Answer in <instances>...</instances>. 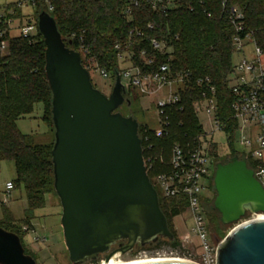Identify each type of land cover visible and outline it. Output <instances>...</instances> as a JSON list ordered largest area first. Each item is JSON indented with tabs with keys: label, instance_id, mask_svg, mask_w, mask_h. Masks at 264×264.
I'll return each instance as SVG.
<instances>
[{
	"label": "water",
	"instance_id": "1",
	"mask_svg": "<svg viewBox=\"0 0 264 264\" xmlns=\"http://www.w3.org/2000/svg\"><path fill=\"white\" fill-rule=\"evenodd\" d=\"M45 45L44 74L51 92L53 188L61 205L60 223L72 264L173 240L142 155L139 123L118 111L125 89L116 73L109 95L94 87L80 54L67 46L47 11L37 16ZM213 208L222 225L247 214L218 243L216 264H264V189L246 159L217 162ZM215 242L218 238L212 236ZM118 248L111 250L114 245ZM0 264H37L24 252L18 234L0 226ZM121 264H197L186 259Z\"/></svg>",
	"mask_w": 264,
	"mask_h": 264
},
{
	"label": "trees",
	"instance_id": "2",
	"mask_svg": "<svg viewBox=\"0 0 264 264\" xmlns=\"http://www.w3.org/2000/svg\"><path fill=\"white\" fill-rule=\"evenodd\" d=\"M34 1L36 19L40 11H47L54 18L67 46L76 51H80L81 46L87 48V54L81 53V63L84 67L97 63L105 67L114 78L118 72L114 44L125 43L130 29L134 27L146 29V25L151 23L153 29L145 30L147 38L134 39L132 43L134 63L141 65L142 61L138 54L142 48L146 50L147 56L153 54L149 45L150 38L164 39L173 49L171 64L173 68L190 72L191 83L181 90L179 103L165 109L168 123L161 136H156L154 129L138 122L143 158L145 159L146 151L153 153L161 151L166 156L161 168L156 161L147 168L151 182L155 175L169 169L174 144H178L184 150L192 149L196 145V137L203 133L201 123L193 109V102L202 96L201 89L194 85L197 78H209V83L215 89L216 115L228 133L229 143L235 142L234 122L230 119V103L233 96L225 84L226 75L233 66L231 42L233 28L226 9L230 6L242 9L245 32L251 33L255 44L264 54V0H226L224 7L222 0H176L177 4L166 15L153 11L145 1L140 0L139 4L133 7L130 20L124 14L128 0ZM46 1L52 6L51 10H48ZM188 3L193 6L192 10L187 6ZM44 53L43 38L37 31L35 35L29 37L20 35L12 37L9 51L0 56V161L13 163L15 176L12 182L14 188L21 186L24 188L26 208L22 220L29 225L35 210L44 207L45 195L50 192L53 185L51 149L54 139L49 143H34L31 141V135L20 131L16 121L31 114L35 104L41 103L42 121L47 127L50 122L53 128L50 112L51 92L44 74ZM155 55V64L145 67L144 70L153 69L158 63L166 60L165 55ZM127 98L132 103V99ZM164 151L167 153L164 154ZM233 155L245 158L244 154L235 151L229 158ZM246 162L252 169L253 163L248 158ZM211 188L214 191L213 182ZM155 189L159 206L174 239L159 238L153 245L139 248L180 247L182 242L174 228L173 218L183 212L185 205L183 201L163 197L156 187ZM0 206H3L1 201ZM210 211L215 213L219 226L224 227L219 222L213 202L210 203ZM249 216L247 214L244 218ZM0 226L18 234L21 240L22 226L13 223L4 208ZM9 226H13V229L8 228ZM208 234L213 243L221 240L220 236L210 229ZM213 235L218 238V242L214 241ZM24 252L29 254L26 249Z\"/></svg>",
	"mask_w": 264,
	"mask_h": 264
},
{
	"label": "built area",
	"instance_id": "3",
	"mask_svg": "<svg viewBox=\"0 0 264 264\" xmlns=\"http://www.w3.org/2000/svg\"><path fill=\"white\" fill-rule=\"evenodd\" d=\"M139 1L128 0L126 3L124 14L128 20L131 19L133 7H136ZM143 1L153 11H159L165 15L177 4L176 0ZM34 3V0H0V56L9 51V42L12 37L16 35L29 37L37 33V19L34 11L32 13L23 11L25 5L30 4L34 7ZM46 3L48 10H51L52 6L48 1ZM221 3L224 7L226 0H222ZM187 6L190 10L193 9L190 3ZM226 12L233 28L231 37L233 54L239 56L225 78L226 88L233 96L230 103V119L234 122L233 133L234 136L238 135L236 142L244 148V152L241 154H244L245 159L248 158L253 163L251 170L264 189V54L255 44L251 33L245 32L242 9L238 6H230ZM146 29H153V25L148 23ZM146 29L134 27L128 31L125 43L116 42L114 44L118 63L117 74L124 86L126 98L137 97L139 93L137 94L136 90L141 94L155 95L154 104L160 126L154 131L156 136H161L168 123L165 109L179 103L181 90L189 86L191 78L190 72L173 68L171 65L173 49L171 44L164 39L150 38L149 45L153 54L147 56L146 50L142 48L138 54L142 61L141 65L134 63L135 53L132 50V43L134 39L147 38ZM80 40L82 41V38ZM249 46L250 49H248ZM77 52L81 59V53L87 54L88 50L81 46L80 51ZM155 54L165 55L166 60L158 63L153 69L144 70L145 67L155 64ZM85 68L89 74L93 72L105 79L110 77L115 82L116 74L113 78L105 67H101L97 63L88 64ZM194 85L201 89L202 96L193 102V109L196 115L199 111L206 114L209 129L204 130L202 127L203 133L196 137V145L192 149L184 150L178 144H174L171 149L169 169L155 175L151 183L154 188L155 184L158 185L159 190H157L163 197L183 201L185 207L179 216L184 221L192 220V232L198 239L201 253V261L193 262L216 264V249L222 239L218 243L209 240L208 229L199 212V206L202 198L201 192L207 189L204 180L211 178V166L213 165L214 169L216 166V163L215 165L213 163L216 144L207 139V136L217 130H225L216 115L215 89L209 83V78H197L194 80ZM13 189L12 180H7L4 184V198L1 200L3 204L8 202V195ZM21 230L28 232L34 229L24 225ZM34 240L42 242L45 241V237H35ZM162 255L167 257L166 253ZM175 258L190 260L183 257Z\"/></svg>",
	"mask_w": 264,
	"mask_h": 264
},
{
	"label": "rangeland",
	"instance_id": "4",
	"mask_svg": "<svg viewBox=\"0 0 264 264\" xmlns=\"http://www.w3.org/2000/svg\"><path fill=\"white\" fill-rule=\"evenodd\" d=\"M35 8L27 4L23 7V11L26 13H32ZM250 49V46L248 47ZM239 56L232 54V63L237 62ZM90 78L94 87L99 89L105 95H109L112 86L114 84L113 80L109 78H101L96 73L90 72ZM123 82L126 84V81L123 79ZM138 94L137 97L132 96V103L130 106L124 102L119 106L118 111L124 115L132 114L140 124L147 125L150 129H158L159 117L157 115L156 106L154 104L156 97L155 95H146L141 94L136 90ZM42 104H35L31 114L20 117L17 119L16 124L20 131L24 134L31 135V141L34 143H49L54 139L53 128L48 122V132H46L45 123L42 121ZM48 116V115H47ZM198 119L202 124L204 130L209 129L207 116L203 111L197 113ZM49 118V116H48ZM50 120V119H49ZM238 135L234 136L235 142L233 144L229 143L228 134L223 130H217L212 135H208L207 139L212 140L216 144V152L213 157V163L223 162L228 159L229 156L235 151L239 154L244 152V148L239 146L236 142ZM167 153L164 151V154ZM166 156L162 152L146 151L145 153V165L146 168L151 167L154 161H156L158 166L164 164ZM154 165V164H153ZM212 176L211 178L205 179V185L207 189L201 192V202L199 212L201 213L207 229L211 232L217 233L220 239H223L228 232L238 223L251 219L253 216L248 218H243L242 220L233 223L232 225H224L220 227L218 220L215 216V213L210 211V203L213 202L215 193L211 188L213 182V174L215 172L214 166H211ZM154 171V170H153ZM14 166L12 162L9 161H0V201L4 198V184L7 180H13ZM156 188L159 190L157 184ZM8 202L0 206V219L3 217V208L7 210L8 215L13 220V223L16 225H27L30 227L28 232H22L21 240L24 246V249L32 255L36 260L37 264H72L68 258V252L64 244L63 232L60 223L61 218V205L59 198L57 197L53 185L50 192L45 195V205L44 207L35 210L34 217L31 219L30 223L25 224L23 222L24 210L26 208V195L24 188L15 187L8 195ZM181 217V216H180ZM174 225V224H173ZM185 225L190 230V239L182 242L180 247L169 248L167 246H162V248H144L140 249L139 247L133 251L120 253L117 252L114 255L115 260L121 261H131L141 258H162L163 253H166V256L171 257H183L190 259L195 262L201 261L200 247L198 246V239L192 232V220L186 219ZM13 227V226H12ZM12 227H8L13 229ZM210 235H208L209 237ZM35 237H45V241H35ZM210 240V238H209ZM211 241V240H210ZM160 254V255H159ZM104 261V254L100 255L96 262H87L85 264H101Z\"/></svg>",
	"mask_w": 264,
	"mask_h": 264
},
{
	"label": "crops",
	"instance_id": "5",
	"mask_svg": "<svg viewBox=\"0 0 264 264\" xmlns=\"http://www.w3.org/2000/svg\"><path fill=\"white\" fill-rule=\"evenodd\" d=\"M42 108H43V106H42ZM42 111H43V109H42ZM45 126H46V132H48V127L46 124H45ZM173 224H174V228L176 230V233L182 242L190 239V231L186 227L185 221L183 220L182 217H180L179 215L175 216L173 218ZM31 226H32V224H31Z\"/></svg>",
	"mask_w": 264,
	"mask_h": 264
},
{
	"label": "bare ground",
	"instance_id": "6",
	"mask_svg": "<svg viewBox=\"0 0 264 264\" xmlns=\"http://www.w3.org/2000/svg\"><path fill=\"white\" fill-rule=\"evenodd\" d=\"M263 217L262 214H259L257 216H255L254 218H261ZM116 258V257H115ZM114 256L111 257L107 262L102 261L101 264H121V263H128V262H137V261H150V260H163V259H180V258H170V257H162V258H141V259H135V260H131V261H121V260H115Z\"/></svg>",
	"mask_w": 264,
	"mask_h": 264
},
{
	"label": "flooded vegetation",
	"instance_id": "7",
	"mask_svg": "<svg viewBox=\"0 0 264 264\" xmlns=\"http://www.w3.org/2000/svg\"><path fill=\"white\" fill-rule=\"evenodd\" d=\"M117 248H118V245L116 244V245H114V246L112 247L111 250H115V249H117ZM115 254H116V253H115ZM115 254H114V255H115ZM114 255H113V256H114ZM113 256H112V257H113ZM105 258H106V254L104 255V259H105ZM97 260H98V259H97ZM97 260H93V261L96 262ZM90 262H92V261H90Z\"/></svg>",
	"mask_w": 264,
	"mask_h": 264
}]
</instances>
